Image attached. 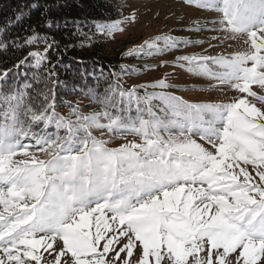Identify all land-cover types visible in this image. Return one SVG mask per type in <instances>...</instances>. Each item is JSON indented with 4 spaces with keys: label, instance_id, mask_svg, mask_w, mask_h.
<instances>
[{
    "label": "snow or ice",
    "instance_id": "snow-or-ice-1",
    "mask_svg": "<svg viewBox=\"0 0 264 264\" xmlns=\"http://www.w3.org/2000/svg\"><path fill=\"white\" fill-rule=\"evenodd\" d=\"M184 3L218 14L189 29L224 33L209 48L239 39L247 49H205L145 69L178 67L214 82L206 87L174 89L166 74L128 89L110 84L102 96L81 92L101 106L87 114L57 101L53 37L33 30L9 41L0 28V53L45 45L0 70V264H264V107L248 99L264 104L253 91L264 89V0ZM135 21L132 12L93 26L113 37ZM205 42L160 35L125 55L160 57ZM21 66L36 71L23 82L18 72L9 77ZM225 88L242 95L190 102L174 94ZM116 139L126 142L110 147Z\"/></svg>",
    "mask_w": 264,
    "mask_h": 264
},
{
    "label": "trees",
    "instance_id": "trees-1",
    "mask_svg": "<svg viewBox=\"0 0 264 264\" xmlns=\"http://www.w3.org/2000/svg\"><path fill=\"white\" fill-rule=\"evenodd\" d=\"M133 1L139 0H0V28L5 29L4 39L9 41L17 37L23 40L33 30L53 37L56 47L49 50L48 57L51 65L55 67L56 79L59 82L56 89L57 101L66 100L72 105L79 104L87 114L92 111H100L101 106L86 95H82L81 92L87 93L89 90H93L102 96L110 84L119 83L122 88L128 89L133 86L154 83L136 84L133 81L143 77L148 72L145 70L146 66L151 65L157 57L137 58L125 54L129 49L142 45L145 40L160 35H139L133 37V40L115 39L114 36L117 33L113 37L101 35L95 31L93 26V22L103 23L122 19ZM168 1L184 3V0ZM121 4L124 5L123 8H121ZM18 14L24 16L20 22L16 21ZM49 20L53 24L51 28L46 27ZM65 21L68 23L65 24ZM73 22H79L83 35L77 32ZM194 22L188 27L173 29L170 35L180 39L200 40L197 32L189 30L193 27ZM209 25L208 27L211 28ZM122 26L125 27V24ZM189 48H184L182 51ZM33 50L43 52L45 45L41 43L20 50L10 47L7 52L0 53V70L13 68L20 59ZM175 52L180 51L171 53ZM186 54L191 53L187 52ZM34 71L36 70L30 66H21L19 69H13V72L9 73V77H12L14 72H18L20 76L17 79L23 82V74L27 73L30 78ZM39 71L43 73L44 69ZM116 74H119V79ZM9 82L11 83V81ZM2 83L0 82V84ZM63 85L69 87L65 88ZM172 85L174 89L191 88L190 85L184 87ZM73 86L76 91H72ZM174 89H168V91H174ZM181 92L174 91V94L182 97ZM142 94L143 92H141ZM57 111L61 115H68V108L63 103H60ZM133 115H135L134 109ZM94 134L100 135L99 132Z\"/></svg>",
    "mask_w": 264,
    "mask_h": 264
},
{
    "label": "rangeland",
    "instance_id": "rangeland-1",
    "mask_svg": "<svg viewBox=\"0 0 264 264\" xmlns=\"http://www.w3.org/2000/svg\"><path fill=\"white\" fill-rule=\"evenodd\" d=\"M132 12L136 14V21L134 23L125 24V31L123 33H117L114 37L115 39H132L139 35L145 36H155L161 34H168L172 32L173 29L179 27H188L192 22L212 20L217 18L216 13L207 12L195 7H190L183 3L182 1H168V0H139L130 3L128 10L125 13V17L131 15ZM213 27V25H209ZM190 35V34H189ZM224 33L204 31L197 33L200 40H205L206 42L191 47L188 50L175 52L171 54H165L164 56L157 57L151 65H160L163 61L169 62V64L175 60L178 55H185V53L193 52H204L208 49V55L223 54L225 56L231 55L238 51H245L247 45L242 43V40H226L222 45L216 48H209V43L207 42L212 36H223ZM212 44H219V41L212 40ZM231 45V46H229ZM35 51V50H33ZM166 74L167 82L170 84L178 85L179 87H184L185 85H190V87H206L209 83H214L211 81H206L201 78H197L189 74L178 67L163 66L156 67L148 72L141 78L133 81L134 83L147 84L150 82H155L163 79ZM183 89V88H181ZM253 91H256L258 95H264V89H259L257 86H253ZM181 96L188 101L192 102H228L234 96H239L242 94L236 93L234 90L221 91L218 89H213L212 91H182ZM251 103H255L257 107H264L259 100L248 97ZM133 139V137H128V140ZM137 142H139L138 138ZM125 140L116 139L110 144V147H118L121 143H125ZM43 158V157H42ZM19 159V157H17ZM251 170V169H250Z\"/></svg>",
    "mask_w": 264,
    "mask_h": 264
}]
</instances>
